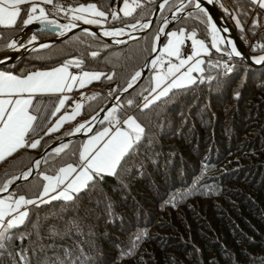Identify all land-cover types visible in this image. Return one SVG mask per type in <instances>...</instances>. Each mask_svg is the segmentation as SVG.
<instances>
[{
	"label": "trees",
	"instance_id": "1",
	"mask_svg": "<svg viewBox=\"0 0 264 264\" xmlns=\"http://www.w3.org/2000/svg\"><path fill=\"white\" fill-rule=\"evenodd\" d=\"M180 1L169 0L148 28L136 29L145 31L135 39L115 45L77 31L0 69L23 74L78 60L80 67L69 66L103 73L81 102L80 115L89 118L140 71L162 20ZM214 1L248 53H264V9L249 0ZM138 2L141 6L127 17L120 11L124 0H53L45 11L64 26L80 23L68 9L94 3L107 14L104 27L147 24L159 0ZM25 15L22 6L15 25L0 26V52L25 28ZM209 17L205 10H191L170 26L194 33L209 47L197 79L142 111L152 89L151 72L157 69L149 68L112 107L120 121L133 115L145 130L126 162L115 174L96 177L72 200L29 204L24 224L0 233V264H264V64L229 56L225 46L213 49ZM77 94L70 95L66 110ZM72 131L69 125L52 133L43 130L35 136L37 148H20L1 160L0 187ZM62 145L67 147L59 154L55 148L48 151L34 175L8 193L35 199L44 184L41 173L54 175L67 164L78 167L82 138Z\"/></svg>",
	"mask_w": 264,
	"mask_h": 264
},
{
	"label": "snow or ice",
	"instance_id": "2",
	"mask_svg": "<svg viewBox=\"0 0 264 264\" xmlns=\"http://www.w3.org/2000/svg\"><path fill=\"white\" fill-rule=\"evenodd\" d=\"M168 2L169 0H164V3L161 4L160 7L164 8ZM209 2H212V0H209ZM52 3L53 0H0V26L11 27L15 25L21 14V5L24 4L31 5V7L27 10L28 16L23 21L25 26L29 25L34 20L55 25V21L47 19L45 9L41 6V4ZM249 3L255 4L259 8L264 9V0H249ZM140 6L141 5L139 4L138 0H132L131 3H129V0H124V7L121 8L120 11L125 17H127L131 16L133 12L136 11V9ZM183 7L184 5L181 3L177 7L176 11H181ZM195 8L197 10L204 11L201 8L200 0H197L195 3ZM37 9L39 10V15H35ZM57 10H60L59 5L57 6ZM68 11L76 13L73 16V20L82 21L85 24H99L101 21L99 19H95V17L106 18L107 16V14L100 10L94 3L80 5L77 8H70ZM111 15L113 19L118 18L115 11H113ZM173 18L175 19V14H173ZM210 22L211 18L209 17V23ZM77 26V24L72 23L70 25L63 26V29L66 31ZM137 26V24H133L129 27L136 28ZM140 26L143 28L149 27L148 24H143ZM211 27L213 34H215V25H212ZM84 31L86 33L89 32L88 29H84ZM123 31L124 29L122 28L113 31H105L103 35L119 36L123 34ZM163 32L164 29L161 28L156 36L157 41L160 40V33ZM61 34H63V31ZM90 34L95 35L94 33ZM166 35L168 37L167 44L162 49H160L162 55L151 60V64L153 65V68H155L157 65H163V55H167L170 58H176L179 60V63L174 64L172 63L171 59H169L167 62V71L158 73L153 77V80L155 81V87L151 89L150 95L157 93V89H160L162 85L164 86L162 90L158 92V94L151 95V98L148 96L144 97L145 103L142 105V111L148 109L149 106L156 100L167 96L172 89H179L193 83L194 80L191 76L193 71H203V69L200 68V65L203 63V61L199 59L195 60V63L188 68L187 72L181 73L180 71L186 64H189L195 57L199 56L201 52L207 54L208 50L203 41L195 39L194 33H190L186 36L184 29H180L178 32H169L166 33ZM32 39L35 40L36 37L33 36ZM186 39L191 40L193 51L191 55L187 56V58H181V47ZM117 43H120V41H117ZM229 43H231V41H229ZM197 45L199 46V51L197 50ZM14 46V41L8 44L9 48ZM212 47L216 48L217 51L220 50L218 48L215 35H213ZM152 51L156 52L157 48L153 46ZM233 54L236 56L240 55L234 46L232 51L229 53V56ZM91 55L95 57L97 53L93 52ZM261 61H264V57H260L257 60L258 63ZM80 64L81 61L69 60L66 61L62 66L53 68L50 71H36L23 77L0 72V97H8V99L0 98V160L12 155V153L16 152L20 148L30 147L35 149L40 144L39 140L30 144L25 143L26 135L35 130L33 121L37 119V117L30 113L32 94L44 92L63 93L65 90L71 91L74 84L78 83L80 87H84L86 81L91 82L92 80H99L101 76L104 75L103 73L83 72L78 76L71 74L68 71L69 65L80 67ZM230 70L231 69H229V71ZM141 76L142 73L137 71L128 82V88L123 89V91L127 92L128 89L132 88L133 83ZM169 78H171L170 82H167L169 81ZM107 79L111 80L112 76H107ZM25 94H27V98H24ZM65 99H67V97H62L59 99V106H54L55 111L52 113V115H55L56 112L60 111V107L64 106ZM127 104L131 106L134 104V101L128 100ZM80 108L81 105L77 104L76 109L71 113V115L61 116L60 119L56 121V124L48 129V133L55 132L65 120L74 119L75 116L79 114ZM116 111V108H110L108 109V114L104 117V120L108 121L112 127H105L103 131L91 136L84 143L82 150L79 153V160L81 161V164L78 167H74L72 164H67L65 167H61L55 176H49L41 173L43 180L48 182L43 185V191L40 193V197H38L41 203L48 202L43 200V197L52 191H57L61 186H64L63 190L59 191L58 195L53 196L52 199L63 198L64 200H72L74 199L73 194L78 195L82 191L87 190L89 183L93 182L96 177L102 176V174H115L117 167L121 165L122 161H125V157L131 154V150L141 140L145 131L144 128L132 116H129L127 119L121 122L115 115ZM97 115H99V113ZM92 119L95 120L96 117H92ZM101 123H103V121H101ZM121 124L124 125V127H121ZM84 128L85 124H80L76 127L75 131L80 132ZM48 133H46V135ZM97 145L100 146L96 147ZM66 147L67 145H62L60 148H55L54 151L55 153L59 154ZM39 164L40 161H36V166H39ZM31 174L32 168H29L27 171L23 172L20 177H14L12 180L7 181L6 184L0 187V192L8 191L9 185L13 184L14 180H27ZM36 202L37 201L35 200L25 199L24 196H20L14 201L15 208H13L11 205H7L4 200H0V220H2L5 215H7L8 209L16 211L22 204H35ZM27 216V211L19 212V214L13 219L8 220L7 228L11 229L24 224ZM3 246L4 245L0 243V248ZM21 259L23 260L24 257L21 256ZM53 264H56V262H53ZM60 264H64V262L60 261Z\"/></svg>",
	"mask_w": 264,
	"mask_h": 264
},
{
	"label": "water",
	"instance_id": "3",
	"mask_svg": "<svg viewBox=\"0 0 264 264\" xmlns=\"http://www.w3.org/2000/svg\"><path fill=\"white\" fill-rule=\"evenodd\" d=\"M191 2H194V5L191 8L186 9V10H184V8L188 3H190V0H182V1L178 2L176 7L164 17V19L162 20L161 25L157 31V34H158L159 30L163 27L164 24L168 23V26L164 29L163 33H160V40L159 41H157L155 38L153 46H155L157 48V51L156 52L152 51L151 55L146 59V61L144 62L143 66L140 69L142 76L135 83H133V87H135L136 84L145 77L147 71L149 70L150 66L152 65L151 60L155 59L158 56V54L160 52L161 44H162L164 36L166 34V31L168 30V28H170L171 24L174 21H176L178 18H180L181 16H184L187 12H189L191 10H196L195 3L197 2V0H191ZM163 3H164V0H159V2L157 3V5H156V7L152 13V16L148 20L147 24L149 26L151 25L153 20L156 18V16L161 11L162 8L160 7V5ZM181 3H183L184 7L181 11L177 12L176 9ZM200 3H201V8L207 12V14L210 16L211 20L213 21V23L216 21H218L220 23L221 28L223 30V33L227 38V42L224 40L223 41H224L228 51L231 52L232 48L234 46L236 48V51L240 53L239 56H236L235 54H233L232 55L233 57L238 58L242 61H245L246 63H248L250 65L257 66V67L264 64V61H261L259 63L257 62V60L260 57H264V53L257 54V55L248 53V51L245 49L244 45L237 38L235 31H234L233 27L231 26V24L228 22V20L225 18L223 13L216 6L214 0H212V2H209V0H200ZM173 14H175V19L173 18ZM134 24H137L138 26L136 28L129 27L130 25L94 28V27H89V26L83 25V24H77L78 25L77 27L70 28L69 30L64 31L63 27L57 23L55 25H51L48 23H42V22L34 23L31 26H26L19 34H17L14 37V39L16 40L18 37H22L24 40L28 35L33 34L35 32H39V31L49 32L50 34H52V36L47 37V38H43V39H38L36 41L30 42L29 44L23 45L18 50V52L15 54H11L10 53L11 48L7 47L4 51L0 52V67L3 65H9V64L16 62L23 55H25L27 53L42 50V49H45V48L53 45L54 43L60 42L61 40L65 39L66 37H68L69 35L77 32V31L85 32L84 29H88L89 30L88 33H94L95 36L102 38L103 40H105L106 42H108L110 44L118 45L122 42H126L129 40L135 39L136 37L140 36L145 31V30H141V31L136 30L141 25V23H134ZM131 25H133V24H131ZM121 28L124 29V32L122 35H119V36H105L101 32L105 29H121ZM62 31H63V34H61ZM157 34H156V36H157ZM117 41H120V43H117ZM229 41H231V43H229ZM42 46H46V47H42ZM145 65H147V66H145ZM126 88H128V85L125 86L123 89H126ZM132 88L128 89V91H130ZM123 89H121L117 94L110 97V100L106 103V105L91 116V118L85 124L90 123L92 121V117H96V116L98 117V121L93 122L91 127L86 132H83L82 130L80 132L75 131V132H72L71 134H69L65 137L57 139V140L51 142L50 144H48L34 158V160L31 162V164L26 169V170H28L29 168H32V174L28 177V179L31 178L34 175V173L36 172V161L41 159L48 151H50L54 148H57L66 142L73 141L76 139H80V138H83V137L87 136L88 134H90L101 123V121L104 120V117L107 115V114L105 115L106 111L108 112V109L112 108L117 103V101L120 99V97H122L124 94H126L128 92V91L127 92L123 91ZM98 113H99V115H97ZM20 176H21V173L17 177H20ZM24 181H26V180L25 179L14 180L13 184L9 185L8 191L0 192V195H4V194L8 193L12 187H14L15 185H18Z\"/></svg>",
	"mask_w": 264,
	"mask_h": 264
},
{
	"label": "crops",
	"instance_id": "4",
	"mask_svg": "<svg viewBox=\"0 0 264 264\" xmlns=\"http://www.w3.org/2000/svg\"><path fill=\"white\" fill-rule=\"evenodd\" d=\"M23 6H25V5H23ZM21 9H22V7H21ZM171 29H173L175 32H178L179 31V30H176L174 28H169L166 31V33H168L169 31H171ZM185 35L187 36L188 34L185 33ZM166 36L167 35H165V39H166ZM195 39H197L199 41H202L201 39L196 38V37H195ZM204 45L206 46V48L208 50L207 51V54L201 52V54L199 56L195 57L193 59V61H191L189 64H186V66H189V65L194 64L196 59H199V60H201V61L204 62V59L207 56H209V54H210L209 47L207 46L206 43H204ZM188 46H189L190 50H189V52H186L185 51V48L188 47ZM197 50L199 51V46L198 45H197ZM192 51H193L192 42H191L190 39H186L185 42H184V44L182 45V48H181L182 56H184L185 58H187L188 55H191ZM182 56H181V58H183ZM171 61H172V63H178V60H174L173 59ZM167 62H168V60L167 61H164V65H165L164 68L165 69L167 67ZM60 66H62V65H56V66H52V67H48V68H38V69H34V70H30L28 72H25L23 74L14 73V72H11V71H6L4 69H0V72L10 73V74L15 75V76H18V77H23V76H26V75H28L29 73H32V72H36V71H42V72L43 71H50L53 68H57V67H60ZM68 69H69L68 71L71 74H74V75H81L82 72H83V71H81V73H75V72H73L72 67H70V66H69ZM74 92H75V89L72 90V93H69L68 90H65L63 93H48V92H44V93H34V94H32V105L30 106V113L33 116L37 117V119L33 121V126H34V129L35 130L34 131H31L29 134L26 135V137H25V143H27L28 140H29V142L31 141V143L34 142V141H37L38 139L35 138V136L38 133H40L43 130H47L48 131V129L51 128V127H53L56 124V121L60 119V117L57 114L52 115V113L55 111V107L54 106H59V99L60 98L67 97V99H65V106H64V110L66 112V115H71V113L73 112V108H74L76 102H79L80 105H81V102H82L84 96H81L80 93L75 92V93H78V94L73 99V105L71 106V110H66V107H68L67 106V101H68L70 95H72ZM0 98L8 99V97H6V96L5 97H0ZM24 98H27V94H25V97ZM80 109H79V114H80ZM78 115L75 116L76 119H77V117H80V115L79 116ZM74 119H67V120H65L62 123V125L57 130H59L64 125H69L70 127H72V124L75 122ZM26 169H24V170H26ZM20 196H22V195L13 196V195H11L9 193H6L4 195H0V200H4L7 205H11L13 208H15L14 201L16 199H18ZM25 199H27V198H25ZM31 200H34V199H31ZM28 205L29 204H26V205H23L22 204L20 206V208L17 209L16 211H12L11 209H8L7 210V215H5L2 220H0V233L4 229L7 228V222H8V220L13 219L15 216H17L19 214V212L27 211Z\"/></svg>",
	"mask_w": 264,
	"mask_h": 264
},
{
	"label": "rangeland",
	"instance_id": "5",
	"mask_svg": "<svg viewBox=\"0 0 264 264\" xmlns=\"http://www.w3.org/2000/svg\"><path fill=\"white\" fill-rule=\"evenodd\" d=\"M25 5V8H26V15H25V17H24V19H23V21L27 18V16H28V8H30L31 7V5L30 4H24ZM80 5H87V4H79V5H76V6H74V7H71V8H77V7H79ZM23 5H21V7H22ZM41 6L46 10V7L47 6H49V4H41ZM124 7V6H123ZM45 13H46V11H45ZM71 14H72V17L76 14V13H73V12H71ZM35 15H39V10L37 9V12L35 13ZM85 15H87V14H85ZM89 18H93V17H89ZM95 19H99L100 21H101V23H99V24H85V23H83L82 21H79L80 23H76V22H73V23H75V24H83V25H86V26H89V27H94V28H101V27H104V25H105V18H101V17H95ZM48 20H50V19H48ZM74 21H76V20H74ZM38 22H41V21H39V20H34L32 23H30L29 25H27V26H31L32 24H34V23H38ZM211 24H210V30H211V46H212V41H213V35H215V38H216V41H217V45H218V48L221 50L222 49V47L223 46H225L226 47V45H225V43H224V41H223V38L221 37V35H220V33L216 30V32H215V34H213V31H212V25H213V21L211 20V22H210ZM70 24H72V23H70ZM70 24H67V25H70ZM65 26V25H64ZM26 27V26H25ZM62 27H63V25H62ZM106 27V26H105ZM114 27V26H113ZM23 30V29H22ZM21 32V31H20ZM19 32V33H20ZM40 32V31H39ZM124 32V31H123ZM169 32H175L173 29H171V31H169ZM168 32V33H169ZM18 33V34H19ZM36 32L35 33H33V34H30V35H28L24 40H23V43H22V46L23 45H26V44H29L30 42H33V41H36V40H38V38L36 37ZM16 36V35H15ZM14 36V37H15ZM33 36H35L36 37V39L35 40H33L32 39V37ZM14 37L13 38H11L10 39V41L8 42V44H10V43H12L13 41L15 42V39H14ZM41 39H43V38H41ZM167 39H168V37L166 36V39L164 40V42L161 44V48L160 49H162L166 44H167ZM221 40H222V42H221ZM191 44V43H190ZM8 47V46H7ZM182 48V47H181ZM213 49H215V50H217L216 48H213ZM219 50V51H220ZM162 55V53H161V51L159 52V56H161ZM158 57V56H157ZM183 58H185L184 56H182ZM169 59H171V60H178V59H176V58H170V57H168L167 55H163V61H169ZM178 63H179V60H178ZM178 63H174V64H178ZM202 65L203 64H201L200 65V68H202ZM164 63H163V65H157L156 67H157V69L156 70H154V71H152L151 72V81H152V88L153 87H155V81L153 80V77L156 75V74H158V73H162V72H166L167 71V67H166V69L164 68ZM191 65H189V66H184L180 71H181V73H185V72H187V70H188V68L190 67ZM153 67V65H151L150 66V68H152ZM203 69V68H202ZM69 70V69H68ZM83 72H89V73H97V72H94V71H83ZM82 72V73H83ZM202 71H193L192 73H191V76H192V78H193V80L195 81L196 79H197V76L201 73ZM79 76V75H78ZM170 79L171 78H169V81H167V82H170ZM93 81H95V80H92L91 82H85V86L84 87H80L79 86V84L77 83V84H74L73 85V87H72V90L73 89H75V92H78V93H80V95L81 96H84L85 97V95H86V93H87V90H88V86H89V84L90 83H92ZM166 82V83H167ZM189 85V84H188ZM163 86L164 85H162L161 86V88L160 89H157V93H154V94H151V95H155V94H158V92L160 91V90H162V88H163ZM72 90L71 91H69V93H72ZM151 95L149 96V98H151ZM77 104H80L79 102H76L75 103V106H74V108H73V111L76 109V105ZM64 106H65V103H64ZM64 106L63 107H60V111L59 112H56V114L59 116V117H61V116H66V112H65V110H64ZM71 113V112H70ZM80 115V114H79ZM78 115V116H79ZM92 116V115H91ZM91 116L89 117V118H86V117H84V116H81L80 115V117H77V119L75 118L74 119V123L72 124V128H73V131L72 132H75V129H76V127L77 126H79L80 124H85V122H87L90 118H91ZM129 116H132V117H134L133 115H127V116H125L123 119H121V122L123 121V120H125V119H127ZM135 118V117H134ZM136 119V118H135ZM137 120V119H136ZM105 121V120H104ZM104 121H103V123H101V124H99L97 127H96V129L92 132V133H90V134H88L87 136H85V137H83L82 138V146L84 145V143L91 137V136H94V135H96V133H98V132H101V131H103V129L105 128V127H112V125H110L108 122H105L104 123ZM137 122L142 126V124L137 120ZM121 127H124V125H122L121 124ZM82 146H81V150H82ZM100 145H97L96 147H99ZM57 148H59V147H57ZM66 165H64L63 167H65ZM74 166V165H73ZM74 167H76V166H74ZM45 175H48V174H45ZM56 174H54V175H49V176H55ZM45 183H48L47 181H44V184ZM43 184V185H44ZM63 187L64 186H61L57 191H52V192H50L48 195H46V196H44L43 197V200H45V201H47V200H49V199H51L53 196H57L58 195V192L59 191H62L63 190ZM43 191V187H42V189H41V192ZM40 192V193H41ZM38 197H40V194L38 195ZM38 197L37 198H35L34 200L35 201H37V202H40V199H38Z\"/></svg>",
	"mask_w": 264,
	"mask_h": 264
},
{
	"label": "bare ground",
	"instance_id": "6",
	"mask_svg": "<svg viewBox=\"0 0 264 264\" xmlns=\"http://www.w3.org/2000/svg\"><path fill=\"white\" fill-rule=\"evenodd\" d=\"M213 25H215V29L220 33L221 37L223 38L224 41L227 42V38L226 36L224 35L223 33V30L221 28V25L218 21L214 22ZM113 30H116V29H105L103 31H101L102 33H104L105 31H113ZM22 43H23V38L22 37H18L16 40H15V46L12 47L10 49V53L11 54H15L18 52V50L22 47ZM108 114V112L106 111L105 115ZM98 121V117L96 116V119L93 120L88 123V124H85V128L82 130L83 132H86L92 125L93 122H97Z\"/></svg>",
	"mask_w": 264,
	"mask_h": 264
},
{
	"label": "built area",
	"instance_id": "7",
	"mask_svg": "<svg viewBox=\"0 0 264 264\" xmlns=\"http://www.w3.org/2000/svg\"><path fill=\"white\" fill-rule=\"evenodd\" d=\"M252 43H255V42H252ZM189 50H190L189 46L185 48V51H186V52H189ZM72 70H73V72H75V73H81V70L76 69V68H74V67H72ZM114 123H115V122H114ZM25 171H27V170H24L23 172H25ZM23 172H21V175H22Z\"/></svg>",
	"mask_w": 264,
	"mask_h": 264
}]
</instances>
